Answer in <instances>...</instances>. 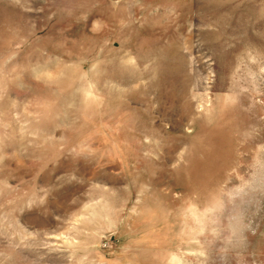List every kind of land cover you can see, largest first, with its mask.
I'll return each mask as SVG.
<instances>
[{"label": "rangeland", "instance_id": "obj_1", "mask_svg": "<svg viewBox=\"0 0 264 264\" xmlns=\"http://www.w3.org/2000/svg\"><path fill=\"white\" fill-rule=\"evenodd\" d=\"M0 264H264V0H0Z\"/></svg>", "mask_w": 264, "mask_h": 264}]
</instances>
